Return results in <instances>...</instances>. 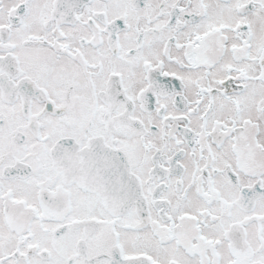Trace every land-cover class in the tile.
Wrapping results in <instances>:
<instances>
[{
  "label": "snow or ice",
  "instance_id": "6c2138e0",
  "mask_svg": "<svg viewBox=\"0 0 264 264\" xmlns=\"http://www.w3.org/2000/svg\"><path fill=\"white\" fill-rule=\"evenodd\" d=\"M0 264H264V0H0Z\"/></svg>",
  "mask_w": 264,
  "mask_h": 264
}]
</instances>
